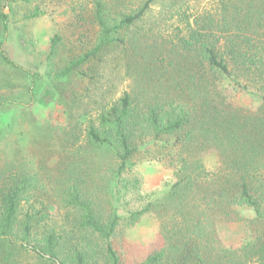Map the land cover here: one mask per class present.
<instances>
[{
  "label": "trees",
  "instance_id": "1",
  "mask_svg": "<svg viewBox=\"0 0 264 264\" xmlns=\"http://www.w3.org/2000/svg\"><path fill=\"white\" fill-rule=\"evenodd\" d=\"M126 1L95 2V43L81 42V53L56 73L54 93L44 87L45 98L61 100L60 84L78 76L81 88L86 84L83 90L88 91L108 55L116 50L123 54L128 87L110 102L97 100L82 146L83 151H98V161L111 160L108 167L101 166L108 177L96 188L99 196L89 194L90 187L85 192L81 188L91 179L73 175L75 168L80 171L78 163L88 165L84 156L74 158L75 168L67 173L75 180L66 204L80 214L76 228L101 239L108 264H120L111 241L120 224L134 225L145 215L155 218L163 247L141 264H264V0H223L218 21L207 14L187 15L186 0H140L129 12L112 11L116 5L132 6ZM158 1L163 7L160 15L182 21L184 28L171 38L161 29L145 27ZM7 31V16L0 11V61L25 73L4 51ZM57 43L58 39L51 41L49 57ZM28 94L32 99L30 89ZM241 95L245 102L238 101ZM15 104L0 96L1 122ZM13 120L3 124L0 135L8 133ZM209 154L216 159L212 170L205 165ZM141 161L159 162L172 179L146 195L143 205L119 213L120 199L139 184L125 175ZM64 162L60 158L59 164ZM33 183L14 161L0 167V264H19L18 255L30 252L37 255V264H52V235H46L39 247H29L41 209L26 211L19 237L12 233ZM239 208L254 213L243 219L249 235L240 246L225 247L218 228L237 220Z\"/></svg>",
  "mask_w": 264,
  "mask_h": 264
},
{
  "label": "rangeland",
  "instance_id": "2",
  "mask_svg": "<svg viewBox=\"0 0 264 264\" xmlns=\"http://www.w3.org/2000/svg\"><path fill=\"white\" fill-rule=\"evenodd\" d=\"M96 1L6 0L0 4V11L7 16L8 21V31L3 41L4 51L15 65L25 71H15L0 61V96L8 97L16 103L9 107L10 110L3 116L4 120L0 121L2 128L3 124L14 117L12 128L5 135H0V167L5 162L14 161L17 167L25 168L34 179L28 200L21 202L17 217L19 223L12 233L16 238L19 237L26 211L35 213L41 209L42 218L31 232L29 247H39L46 235H52V264H79V260L81 264V256L85 264H108L102 253L104 245L101 239L90 230L76 228L80 214L66 204L69 187L75 180L68 178L67 173L74 166V158L77 160L84 156L88 165L78 163L80 171L74 166L73 175L91 179L90 184L81 185V188L85 192L90 187L89 194L93 192L99 196V183L108 177L106 171H101V166L108 167L111 160L105 158L98 161V151L93 148L83 151L82 146L88 119L90 116L94 118L97 113V100L110 102L128 87L129 78L126 79L127 75L122 68L123 54L116 50L108 55L103 62L104 66L98 67L97 83L89 86L88 91L83 90L86 84L81 88V77L75 76L69 82L60 84L61 100L44 97V87L54 93L53 88L58 81L56 73L71 57L81 53V42L95 43L97 27L92 23V13ZM106 1L111 3V0ZM139 1L128 0L126 3L132 6L119 8L116 5L112 11L117 14L124 10L129 12L130 8L137 7ZM222 1L186 0L183 9L187 15L207 14L218 21L223 15ZM161 4L158 1L152 7L146 17L145 27L154 28L155 31L161 29L165 37L171 38L176 35L178 28L182 30L184 27L178 16L172 19L169 14L160 15L163 9ZM34 13H37L35 17ZM54 38L58 39V43L49 57ZM28 72L37 77H29ZM29 89L31 95L34 93L32 99L29 98ZM86 92L90 97H83ZM244 97L237 96V99L245 102L247 98ZM94 100L97 105L93 103ZM69 144L74 146L70 147ZM76 147L82 149L70 152ZM60 158L66 160V165L59 164ZM215 164V156L209 154L205 158L207 169H214ZM125 177L130 180L135 178L139 184L138 189H130L120 199L119 213L143 205L146 195L172 179L171 172L156 161H141ZM101 207L109 212L104 204ZM237 213V220L222 223L218 228L220 244L225 247H238L249 235L243 219L252 218L254 213L247 208H239ZM111 241L120 264H141L163 247L158 224L151 215L143 216L134 225L120 224ZM45 257L49 258V255ZM17 260L19 264H37L39 261L34 252L18 255Z\"/></svg>",
  "mask_w": 264,
  "mask_h": 264
}]
</instances>
